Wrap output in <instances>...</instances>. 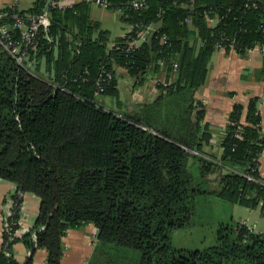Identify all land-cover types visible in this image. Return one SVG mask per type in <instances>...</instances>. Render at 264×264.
<instances>
[{"label":"trees","instance_id":"obj_1","mask_svg":"<svg viewBox=\"0 0 264 264\" xmlns=\"http://www.w3.org/2000/svg\"><path fill=\"white\" fill-rule=\"evenodd\" d=\"M93 3L3 9L48 8L51 25L36 35L26 64L0 40V178L17 187L0 264H18L5 250L20 240L32 253L47 250V264H62L63 238L88 223L98 228V252L130 249L137 254L129 264H264V234L241 221L220 222L206 247L171 240L195 223L198 198L264 208L260 98L234 105L219 161L205 156L212 132L196 98L216 50L246 56L260 47L264 57V0H108L131 28L114 39L90 17ZM120 70L132 88L156 77L157 97L123 103ZM106 97L119 108H108ZM25 193L40 208L33 230L19 237Z\"/></svg>","mask_w":264,"mask_h":264},{"label":"crops","instance_id":"obj_2","mask_svg":"<svg viewBox=\"0 0 264 264\" xmlns=\"http://www.w3.org/2000/svg\"><path fill=\"white\" fill-rule=\"evenodd\" d=\"M10 1L11 0H6L3 3L0 1V5L9 3ZM31 6L24 7L23 0L19 2V7H21V9H28ZM216 22L215 20L214 24ZM126 26L125 32L116 37L125 36L130 31V26ZM141 42L142 39L139 43ZM263 67L264 57L260 47L252 49L246 56H241L234 51L226 52L224 49H218L212 55L209 62L206 82L196 92V98L204 104L206 109L205 119L206 122L209 123L212 132V144L205 147L206 157L213 158L216 161L221 159L223 154L221 138L229 124V117L232 109L237 103L247 107L251 98H260L259 109L262 116V130L264 132ZM120 76H126L124 71L120 70L119 77ZM160 78H164L163 73L160 74ZM155 79L156 77L152 76L144 85L132 88V79L127 77L126 82L123 83V88L129 93L130 97L128 99L133 100V97H138L136 101L154 100L159 94V91L153 84ZM120 83L119 81L120 99L123 103H126L125 101L128 99L126 98L125 100L124 97L122 98ZM137 94L138 96H136ZM245 115L246 111L244 113V118ZM260 173L264 178V150L260 156ZM16 190L17 187L13 182L0 178V253L4 243L3 235L7 229L12 211L9 204L13 202L12 196L15 194ZM39 208V197L33 193H25L21 206V234L19 237L33 230L39 214ZM258 209H261L260 213L263 215L264 208L262 206L257 208L247 207V210L252 215L256 214ZM241 222L246 223L255 231L264 234V231L259 227L257 222L251 224L249 217L243 219ZM97 234L98 228L92 223H88L79 228L70 229L63 238L65 251L62 264H87L96 250ZM13 254L18 264H27L31 256L34 260V264H47V250L38 248L32 253L23 240L14 244Z\"/></svg>","mask_w":264,"mask_h":264},{"label":"rangeland","instance_id":"obj_3","mask_svg":"<svg viewBox=\"0 0 264 264\" xmlns=\"http://www.w3.org/2000/svg\"><path fill=\"white\" fill-rule=\"evenodd\" d=\"M0 1L3 3L6 0ZM34 1L35 0H28L27 2V0H23V6H31ZM71 1L76 2L80 0ZM2 6H4V4L0 5V7ZM90 17L93 20L100 21L102 27L111 32V37L113 39L117 35L124 33L127 27V24L121 20L119 12L110 10L106 7H100L95 3L91 5ZM43 64L44 61L42 62V65ZM44 67L45 66H43V68ZM152 76L153 75L150 77ZM126 80V76L119 77L122 88V98L124 97L125 100L130 97L128 91L123 88V83L126 82ZM136 98L138 97H133V100H136ZM104 102L108 108L116 109V107H118L116 105V99L111 97H106ZM260 210L261 209H258L256 214L252 215L247 210V207L239 204H230L218 196L211 195L208 199L198 198L195 209V223L188 227L173 230L171 232L172 243L178 248L188 249L209 246L215 242L216 232L220 222L228 221L230 219L242 221L249 217L251 224L257 222L259 227L264 231V214L262 215ZM113 248L108 249L106 253H103L102 251V253H99L98 248L96 247L93 256L89 259L87 264H129L132 257L135 255L134 253H136L135 251L133 252L126 248Z\"/></svg>","mask_w":264,"mask_h":264},{"label":"built area","instance_id":"obj_4","mask_svg":"<svg viewBox=\"0 0 264 264\" xmlns=\"http://www.w3.org/2000/svg\"><path fill=\"white\" fill-rule=\"evenodd\" d=\"M97 5L108 6V0H91ZM20 0H11L9 3H5L2 8H0V40L4 44L5 48L17 59L21 64H26L29 60V48L36 47L34 45V39L40 29L47 30L51 25V18L49 15V10H45L37 14H20L18 11L12 13L4 12L3 9L6 7L19 6ZM75 2L68 0H49V6L60 7L65 9L66 7L73 6ZM139 2H135V6H139ZM10 17L13 21L12 23H6L2 21L4 18ZM19 32V38H13L14 32ZM163 41H166L163 37ZM135 46L139 45V42H131ZM138 96V94L136 95ZM10 208H12L11 215L13 214L14 203L10 202ZM20 219L14 222V225H19L16 230H14V236H20ZM7 230L10 232L12 230L11 223H8ZM4 242V239H3ZM7 256H11L13 253L9 250H5Z\"/></svg>","mask_w":264,"mask_h":264}]
</instances>
